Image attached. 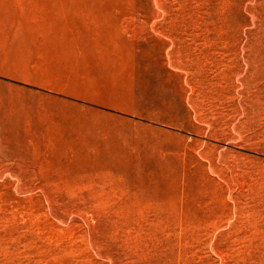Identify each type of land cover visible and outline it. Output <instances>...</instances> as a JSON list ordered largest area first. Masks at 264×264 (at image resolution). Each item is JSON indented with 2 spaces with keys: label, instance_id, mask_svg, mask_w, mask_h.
Returning <instances> with one entry per match:
<instances>
[{
  "label": "rangeland",
  "instance_id": "1",
  "mask_svg": "<svg viewBox=\"0 0 264 264\" xmlns=\"http://www.w3.org/2000/svg\"><path fill=\"white\" fill-rule=\"evenodd\" d=\"M0 264H264V0H0Z\"/></svg>",
  "mask_w": 264,
  "mask_h": 264
}]
</instances>
